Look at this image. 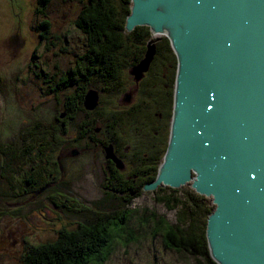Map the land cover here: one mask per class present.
Listing matches in <instances>:
<instances>
[{"label":"rangeland","instance_id":"1","mask_svg":"<svg viewBox=\"0 0 264 264\" xmlns=\"http://www.w3.org/2000/svg\"><path fill=\"white\" fill-rule=\"evenodd\" d=\"M44 2L0 0V142L19 140L23 129L27 131L39 121L61 142H53L44 154L39 141L17 143L23 157L12 171L16 173L15 183L23 184L26 177L48 182L20 200L0 196V264H21L38 245L58 240L62 230L75 229L83 218L93 220L86 207L99 209L101 203L106 204L107 219L130 211L131 228L140 235L128 244L116 242L104 264H204L189 252L166 247L164 231L167 226L181 231V236L195 232L206 236V231L193 223L194 212H201L198 223L206 228L215 210L212 197L198 193L191 183L144 189L158 175L170 136L166 120V144L162 142L157 156L154 149L160 150L162 140L157 132L163 129L158 115L169 103L165 84L173 81L175 86L177 74V56L169 38L165 33L154 34L146 26L150 37L133 41L140 44L145 40V49L132 44L126 55L131 63L122 72L124 86L109 95L99 76L88 79V85L79 81L81 76H89L83 68L93 56L88 53V35L78 23L88 0ZM165 37L173 52L170 59L158 54V43ZM153 39L157 46L154 64L137 83L134 67L144 59L147 44ZM71 77L70 83L64 81ZM89 90L98 95V105L93 109L84 103ZM69 112L74 119L70 120ZM48 137L51 140L53 136ZM117 151H122L129 172L135 176L129 180L126 197L116 193L110 201L102 202L99 197L106 182L107 159L122 168ZM4 163L6 158L0 152V170ZM144 164L151 169L143 170ZM210 208L213 210L205 215ZM153 214L165 219L162 229ZM207 246L210 253L208 241Z\"/></svg>","mask_w":264,"mask_h":264},{"label":"water","instance_id":"2","mask_svg":"<svg viewBox=\"0 0 264 264\" xmlns=\"http://www.w3.org/2000/svg\"><path fill=\"white\" fill-rule=\"evenodd\" d=\"M165 33L177 56L170 136L156 179L211 196L218 264H264V0H131L125 31ZM156 39L134 67L137 83ZM85 106L98 105L89 90Z\"/></svg>","mask_w":264,"mask_h":264},{"label":"trees","instance_id":"3","mask_svg":"<svg viewBox=\"0 0 264 264\" xmlns=\"http://www.w3.org/2000/svg\"><path fill=\"white\" fill-rule=\"evenodd\" d=\"M47 1L49 0H45V5H47ZM129 13L130 0H88L78 22L82 26L83 31L88 35L90 48L88 53L93 55L87 59L88 67L85 66L83 68L84 71H88L89 76L85 72L86 76L79 78L83 86L85 85L84 81L88 85L90 83L88 79L99 76L105 83V86L109 88V90L106 89L107 93L113 95L123 88V68L131 63L129 59H126L129 48L132 44H136L141 50L145 49V40L151 35L149 28L146 26H138L131 33L127 34L125 32V23ZM48 25L49 22L46 21L47 28ZM140 37L145 40L142 39L143 41L141 40L140 44L133 42L136 38L137 40L140 39ZM162 53L166 54L168 59H170L169 56L173 55L166 37L158 43V54ZM64 81H69L68 83H70L72 77ZM73 84L79 85L74 82ZM170 84L172 88L173 81ZM171 100L172 90L169 97L170 102ZM68 114L70 120L74 119L71 112ZM67 122L62 123L67 124ZM42 127L43 123L39 121L27 131L23 129L20 132L19 140L23 143L26 141H39L42 144L41 150L44 154L48 151V147L53 145V142H61L54 132ZM61 130L64 132L63 126H61ZM166 132L167 130L164 129L160 132L162 137L161 142L164 144H166ZM48 136L53 137L50 140ZM19 140L5 143L0 142V152L6 158V163H4L3 169L0 170V196L16 200H20L25 195L33 193L40 186L48 182L47 180V182L41 183V178H35L36 180H34V178L26 177L24 182L22 181L23 184L17 185L15 183L14 180L17 179L16 173L12 171L19 162L21 163V157H23V152L18 153L20 147L17 146V143ZM189 199L191 198L189 197ZM104 202L106 201L104 200ZM105 206L106 204L104 203L103 211L86 207L94 217L93 220L83 218L75 229L71 231L67 229L62 230L58 240L56 238L51 243L38 245V247H35L36 249L31 250L21 264H104L109 259V255L116 242L128 244L138 240L140 235L134 233L129 222L130 211H123L119 216L107 219ZM99 207L101 208L102 206L100 205ZM199 207L202 210L200 205ZM212 210V208L208 209L205 215L209 214ZM194 215L196 219L193 223L206 231V228H203L198 223L201 218V212L195 210ZM153 216L158 219L156 221L158 228L162 229L165 219L162 216L157 218L155 214ZM98 217L105 218L99 219ZM183 223L185 224V221ZM179 232L181 231L174 228L168 229L166 226V230L164 231L166 247L173 248L176 251L184 250L189 252L190 255L201 258L204 264H218L210 256L204 232H195L192 236H181Z\"/></svg>","mask_w":264,"mask_h":264},{"label":"flooded vegetation","instance_id":"4","mask_svg":"<svg viewBox=\"0 0 264 264\" xmlns=\"http://www.w3.org/2000/svg\"><path fill=\"white\" fill-rule=\"evenodd\" d=\"M152 66H153V64L151 65V68L149 69L148 72H150V70L152 69ZM143 79L144 78H142L140 81H142ZM165 87H166L165 89L168 90L165 98L169 99L171 90H174V85L171 88V84H169V82H168L167 84H165ZM106 94L110 95V93H106ZM162 98H164L163 95H162ZM125 99H127V98H125ZM128 100H131L130 96H128ZM173 108H174V95L172 94L171 102L169 101L168 105L164 106V111L160 112L158 115V118L160 120H162L163 129L165 128L166 120H167V123L170 127L172 116H173ZM168 113H169V117H168ZM162 130L158 131L157 133L160 134V132ZM107 134L109 136L111 135L110 132H108V131H107ZM153 146L158 148L156 143H154ZM161 148H162V142L160 140V150L156 149V148L154 149L155 151H157V156L161 153V151H162ZM116 155L121 160L122 168H119L113 160L107 159V169L104 172L106 182L102 185V195H100V197H99V198L103 199L102 202H104V200L106 202L110 201L111 196L113 194H116V193H120L121 197H126L128 195V191H129L128 190L129 180L132 178V176H135L133 173L129 172L130 168L127 165L126 159L123 156L122 151H117ZM164 156H165V154L163 155V157ZM147 160H148V158H147ZM147 164H150L149 160H148ZM142 169L149 171L151 169V165H145L144 164ZM153 169H154V165H153ZM131 194H133V193L131 192ZM101 206L102 207L99 209L103 211L104 204L101 203Z\"/></svg>","mask_w":264,"mask_h":264},{"label":"bare ground","instance_id":"5","mask_svg":"<svg viewBox=\"0 0 264 264\" xmlns=\"http://www.w3.org/2000/svg\"><path fill=\"white\" fill-rule=\"evenodd\" d=\"M174 89H175V86H174ZM172 121V120H171ZM206 232H207V227H206ZM207 241H208V239H207Z\"/></svg>","mask_w":264,"mask_h":264}]
</instances>
